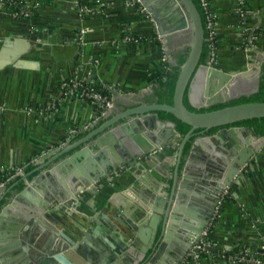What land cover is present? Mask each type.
<instances>
[{"label":"water","instance_id":"95a60500","mask_svg":"<svg viewBox=\"0 0 264 264\" xmlns=\"http://www.w3.org/2000/svg\"><path fill=\"white\" fill-rule=\"evenodd\" d=\"M137 1L154 24L169 62L174 66V49L187 53L172 104L146 105L129 97L138 106L91 135L88 148L55 162L49 171L39 167L30 181L25 177L22 190L0 209V231L5 236L0 264H5L4 259L9 264H181L187 255L184 262L190 263L201 246L217 253L210 247V236L202 239V232L221 194L240 180L241 168L264 153V137L236 126L263 118L264 102L200 110L256 94L264 59L230 72L216 69L208 59L200 63L206 37L192 0ZM175 38L183 41L176 48ZM160 113L188 126L187 134L178 132L176 122L160 119ZM180 138L175 153L157 163V157ZM170 163L172 175L164 170ZM127 169L137 181L116 208L109 204L103 210V214L111 210L108 217L95 216L94 210L77 226L75 241L53 227V213L75 209L83 192L94 191L101 180H111ZM100 223L110 243L93 246L100 237Z\"/></svg>","mask_w":264,"mask_h":264},{"label":"crops","instance_id":"0c3cea01","mask_svg":"<svg viewBox=\"0 0 264 264\" xmlns=\"http://www.w3.org/2000/svg\"><path fill=\"white\" fill-rule=\"evenodd\" d=\"M37 1L41 5L36 8ZM241 2L250 11L246 18L240 12ZM24 4L31 11L27 19L0 11V209L22 190L25 177L30 181L39 167L49 171L55 162L88 148L91 141L87 139L137 107L134 101L161 104L165 62L175 67L179 60H174V66L169 62L154 24L133 0H24ZM208 4L217 33L213 66L230 72L261 62L264 0H208ZM79 6L88 9L85 15L79 14ZM124 28L139 43L125 42ZM250 35L255 37L252 47ZM71 81L104 92L112 108L102 114L77 92L66 94L63 85ZM129 97H134L132 103ZM181 141L172 142L157 163L170 158ZM64 150L70 151L58 157ZM173 168L170 163L164 170L172 175ZM242 173L228 188L219 216L207 232L210 247L217 253L202 252L197 260L181 264H227L219 256L254 253L264 247V153L246 164ZM133 174L127 169L111 180H101L94 191L83 192L75 209L53 213V227L75 241L80 232L77 226L94 210L95 216L102 215L109 204L113 210L126 199L137 181ZM99 229L93 246L109 242L106 237L110 235L101 223ZM3 242L2 233L0 245ZM4 263L9 264L5 259Z\"/></svg>","mask_w":264,"mask_h":264},{"label":"built area","instance_id":"2783aa9c","mask_svg":"<svg viewBox=\"0 0 264 264\" xmlns=\"http://www.w3.org/2000/svg\"><path fill=\"white\" fill-rule=\"evenodd\" d=\"M133 1L138 4L137 0H133ZM199 1H200V6L205 15L206 43L208 44V48H209L208 60L210 64L213 65V62H214L213 59L215 57V50H216V35H217L216 26H215V17L209 10L208 0H199ZM5 4L6 3L3 0H0V11L5 7ZM9 4L15 7V9L11 11L13 17L19 18V19H27L30 16L31 11L26 6H24L25 5L24 2L22 4L14 0H10ZM40 5H41V2L37 1L34 6L37 8ZM87 11L88 9H86L83 6L78 7V12L80 15H85ZM141 11L144 12L148 16L146 10L143 7H141ZM240 12L244 18L248 17L250 14V11H248V9H246L243 6L242 2H241ZM123 32H124L123 39L125 42L131 43V44L139 43V38L133 36L128 31L127 28H124ZM254 40H255V37L253 35H250L249 44L251 47L252 45H254L253 44ZM63 89L66 90V94H69V95L77 92L78 97L80 99L87 101L89 104L95 107L102 114L112 108L111 99L107 97L106 95H104L101 91L90 87L89 84L86 85V83L84 84L81 81H71L69 83H65L63 85ZM225 195L226 193L220 196V201L214 208L211 221L208 223L207 227L202 232V239L207 237V234H208L207 232L217 220L219 213H220L221 202L223 199H225ZM203 241L204 240H202V244H203ZM202 252H208V251H205L204 247L201 246L199 254ZM199 254L194 256L191 262L197 260L199 258ZM219 258L221 261H224L227 264H264V247H261L258 251H255L254 253H251L250 251H244L237 256L224 257V255H222V256H219ZM188 259H189V255L186 256L185 261L187 262Z\"/></svg>","mask_w":264,"mask_h":264},{"label":"trees","instance_id":"16d2710c","mask_svg":"<svg viewBox=\"0 0 264 264\" xmlns=\"http://www.w3.org/2000/svg\"><path fill=\"white\" fill-rule=\"evenodd\" d=\"M3 1L6 3L5 7L3 8L4 10L10 12V11H13L15 9L14 6H11L9 4L10 0H3ZM14 1H16L18 3H22V4L24 2V0H14ZM42 2L46 3L47 0H42ZM192 2L194 3V5L196 6V8L198 9V11L200 13V16H201V19L203 22V26H204V30H205V15H204V12L200 6V1L199 0H192ZM205 37H206V31H205ZM186 55H187V53L179 57V60H178L177 65L175 67H171L167 63L164 65L165 73L163 74V77H162L163 81H161V87H162V92L160 95L161 104H168V105L172 104V97H173V93H174L175 82L177 80V76L179 73V68L183 64V62L186 58ZM208 56H209V48H208V44L205 43L204 47H203V52L201 55L200 63H203L207 59ZM263 66H264V64H263ZM103 94L107 96V94H105L104 92H103ZM261 102H264V76H262L259 80V89H258V92L256 94H254L250 97H242V98H239V99L232 101V102H229V103L211 106L207 110L201 109L200 112H206V111L209 112V111H215V110H219V109L229 107V106L248 104V103H261ZM160 114H161V118L169 119L171 121L176 122L177 130L182 136L186 135L187 132L189 131L188 126L176 121L171 115H167L165 113H160ZM236 125L248 127L252 130V132L255 136L264 137V117L259 118V119L245 120V121H242L240 123H237Z\"/></svg>","mask_w":264,"mask_h":264},{"label":"flooded vegetation","instance_id":"af4514ba","mask_svg":"<svg viewBox=\"0 0 264 264\" xmlns=\"http://www.w3.org/2000/svg\"><path fill=\"white\" fill-rule=\"evenodd\" d=\"M172 43H173L172 45H174L175 48H176L177 46L181 45V44L183 43V41H182V39H180V38H175L174 40H172ZM173 54L175 55L176 60H178L179 57L183 55L181 52L177 51L176 49H174ZM207 59H208V57H207ZM207 59H206V60H207ZM206 60H205V61H206ZM263 64H264V63H263ZM263 64L261 65L259 80H260V78H261L262 76H264V66H263ZM236 126H237V125H236ZM240 127H245V126H240ZM209 133H212V131H210ZM244 168H245V165L241 168V170H244ZM225 193H226L225 198H227V196L229 195L228 188H227V189H226L221 195H223V194H225Z\"/></svg>","mask_w":264,"mask_h":264},{"label":"rangeland","instance_id":"374dc122","mask_svg":"<svg viewBox=\"0 0 264 264\" xmlns=\"http://www.w3.org/2000/svg\"><path fill=\"white\" fill-rule=\"evenodd\" d=\"M165 63H168L167 61Z\"/></svg>","mask_w":264,"mask_h":264}]
</instances>
